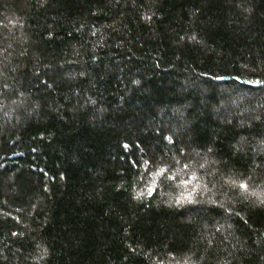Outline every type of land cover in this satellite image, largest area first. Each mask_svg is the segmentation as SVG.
Wrapping results in <instances>:
<instances>
[{
	"label": "trees",
	"instance_id": "obj_1",
	"mask_svg": "<svg viewBox=\"0 0 264 264\" xmlns=\"http://www.w3.org/2000/svg\"><path fill=\"white\" fill-rule=\"evenodd\" d=\"M0 264H264V0H0Z\"/></svg>",
	"mask_w": 264,
	"mask_h": 264
}]
</instances>
